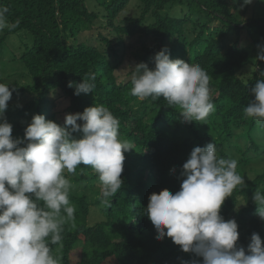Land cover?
<instances>
[{
    "label": "trees",
    "instance_id": "trees-1",
    "mask_svg": "<svg viewBox=\"0 0 264 264\" xmlns=\"http://www.w3.org/2000/svg\"><path fill=\"white\" fill-rule=\"evenodd\" d=\"M0 6L9 10V27L0 31V83L12 91L4 117L13 139L24 140L35 115L64 127L67 114L104 105L129 145L123 186L109 203L90 166L65 173L88 194L70 191L75 227L65 224L63 247L51 246L62 264H203L170 238L158 240L146 209L151 194L180 190L191 151L209 143L218 158L237 160L242 177L252 172L220 215L236 221L237 246L246 254L254 233L264 244V220L253 201L257 190L264 194V126L243 111L255 100L251 88L264 78V60L257 59L258 46L264 47V0H0ZM173 8L183 16H173ZM11 37L17 45H9ZM165 48L171 60L199 64L207 72L215 111L206 125L185 122L179 107L162 97L141 100L131 94L135 66L153 70L155 55ZM91 74L93 93L74 95ZM94 216L100 220L89 223Z\"/></svg>",
    "mask_w": 264,
    "mask_h": 264
},
{
    "label": "clouds",
    "instance_id": "clouds-1",
    "mask_svg": "<svg viewBox=\"0 0 264 264\" xmlns=\"http://www.w3.org/2000/svg\"><path fill=\"white\" fill-rule=\"evenodd\" d=\"M8 11L0 6V31L9 27ZM258 48L257 59L264 60V47ZM154 63L153 70L143 63L135 66L131 94L141 100L162 97L179 107L185 122L206 125L215 111L207 72L199 64L171 60L166 48L155 55ZM260 75L264 77V72ZM95 80L94 74L87 76L75 86L74 95L93 93ZM251 93L255 100L243 111L264 126V78L256 81ZM11 96L10 86L0 83V264H62L51 246L63 247L65 224L75 227L72 184L65 173L90 166L101 182L103 202L109 203L123 186L129 145L119 137V120L104 105L67 114L64 127L35 115L24 140L13 139V126L4 117ZM76 132L82 138L74 139ZM237 165L235 159L218 158L214 143L195 147L183 164L180 190L173 194L164 189L149 197L147 216L157 239L170 238L184 253L202 257L203 264H264L260 236H251L246 254L237 246L236 221L220 215L225 200L245 183ZM253 201L264 220V194L257 190Z\"/></svg>",
    "mask_w": 264,
    "mask_h": 264
},
{
    "label": "rangeland",
    "instance_id": "rangeland-1",
    "mask_svg": "<svg viewBox=\"0 0 264 264\" xmlns=\"http://www.w3.org/2000/svg\"><path fill=\"white\" fill-rule=\"evenodd\" d=\"M134 6H135V3H134V1H132V2H131V5H130V6L128 7V9L126 10V13H128V12H132ZM170 13H171L173 16H183V12H182L179 8H173L172 10H170ZM8 42H9V45H13V44L17 45L18 42H19V40L16 39V38H14V37H11V38L8 39ZM8 42H7V43H8ZM262 164L264 165V158H263V163H262ZM251 174H252V172H250V171L247 169V173H246V175H245L243 178H250V177H251ZM83 188H84L83 185H76V184H73L71 189H72L73 191H74L75 189H79L78 191H83V192H85V190H84ZM74 192H75V191H74ZM85 193L88 194V189H86V192H85ZM241 205H244V203L242 202ZM98 220H100V217H98V216H94L93 218H90L89 223L94 224V223L97 222Z\"/></svg>",
    "mask_w": 264,
    "mask_h": 264
}]
</instances>
